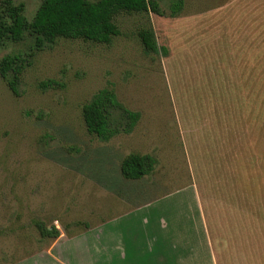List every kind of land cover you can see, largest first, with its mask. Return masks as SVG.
<instances>
[{"label": "rangeland", "instance_id": "rangeland-1", "mask_svg": "<svg viewBox=\"0 0 264 264\" xmlns=\"http://www.w3.org/2000/svg\"><path fill=\"white\" fill-rule=\"evenodd\" d=\"M41 2L13 0L28 21ZM115 23L120 35L107 45L0 44V60L18 57L20 72L15 94L0 77V264L44 256L55 239L36 223L72 237L188 185L219 222L221 246L244 254L242 264H264V0H183L174 18L121 14ZM142 28L166 57L144 52ZM102 89L139 115L129 134L116 123L104 142L81 117ZM131 153L152 156V172L123 179Z\"/></svg>", "mask_w": 264, "mask_h": 264}, {"label": "trees", "instance_id": "trees-1", "mask_svg": "<svg viewBox=\"0 0 264 264\" xmlns=\"http://www.w3.org/2000/svg\"><path fill=\"white\" fill-rule=\"evenodd\" d=\"M183 0H172L167 11L159 0H42L30 21L24 15L22 4L13 0L4 3L0 11V44L17 43L25 36L32 37L33 48L38 50L43 42L56 39L81 40L95 44H109L120 35L115 23L121 14H153L158 17H176L182 10ZM167 14V15H165ZM139 42L146 54L166 57L168 49L158 46L151 28L137 32ZM18 57L6 56L0 60V77L15 94V81L19 75ZM10 75L11 78L7 79ZM264 80V78H263ZM51 83V84H50ZM53 82H43L42 87H50ZM81 117L89 135L100 141H107L119 130L112 126L120 125L121 132L129 134L139 120L137 113L125 109L110 89H102L84 104ZM156 161L150 155L131 153L122 159L120 174L125 180H139L150 174ZM35 227L42 239H56L60 232L54 226L47 228L41 223Z\"/></svg>", "mask_w": 264, "mask_h": 264}, {"label": "crops", "instance_id": "crops-1", "mask_svg": "<svg viewBox=\"0 0 264 264\" xmlns=\"http://www.w3.org/2000/svg\"><path fill=\"white\" fill-rule=\"evenodd\" d=\"M215 222L197 187L188 185L93 231L61 233L32 264H242L244 254L230 252L227 242L221 246L227 238Z\"/></svg>", "mask_w": 264, "mask_h": 264}]
</instances>
